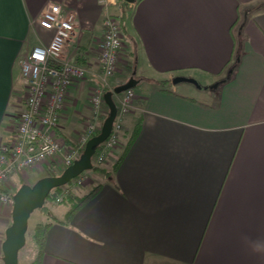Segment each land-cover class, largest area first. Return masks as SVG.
<instances>
[{
  "label": "crops",
  "instance_id": "crops-1",
  "mask_svg": "<svg viewBox=\"0 0 264 264\" xmlns=\"http://www.w3.org/2000/svg\"><path fill=\"white\" fill-rule=\"evenodd\" d=\"M52 2L86 26L79 47L64 49L88 67L60 113L65 140L90 115L93 39L107 14L124 15V46L104 91L116 105L124 90L114 88L131 80L137 98L114 153L76 195L95 193L70 215L67 200L30 214V235L49 226L27 264H264L243 239L264 238V0H0V144L22 108L19 59L51 38L39 19ZM47 171L39 163L12 186ZM10 223L11 208L0 207V264Z\"/></svg>",
  "mask_w": 264,
  "mask_h": 264
},
{
  "label": "built area",
  "instance_id": "built-area-1",
  "mask_svg": "<svg viewBox=\"0 0 264 264\" xmlns=\"http://www.w3.org/2000/svg\"><path fill=\"white\" fill-rule=\"evenodd\" d=\"M39 24L45 30L51 31L52 35L47 44L32 46L19 59L20 74L24 82L22 108L16 117L11 140L0 144L2 208H12L15 193L11 183L12 175L24 178L35 165L42 162L46 163L48 170L59 168L62 171L79 157L87 140L99 133L108 114V106L103 98L104 87L123 60L124 36L121 23L118 16L107 14L102 19L100 36L93 39L92 49L97 61L95 75L98 82L88 96L90 115L81 119L84 124L81 133L68 143L59 132L60 113L68 89L86 77L88 67L66 57L64 49L69 42L75 49L79 47L86 26L77 21L67 7L56 2L46 6ZM136 98L133 88L117 95V111L112 128L106 139L99 144L100 147L94 151L91 158L93 166L103 164L118 146L123 116ZM89 170L60 186L59 194L53 202L60 203L62 196L87 187L84 181Z\"/></svg>",
  "mask_w": 264,
  "mask_h": 264
},
{
  "label": "water",
  "instance_id": "water-1",
  "mask_svg": "<svg viewBox=\"0 0 264 264\" xmlns=\"http://www.w3.org/2000/svg\"><path fill=\"white\" fill-rule=\"evenodd\" d=\"M127 3H134L136 0H124ZM174 82H190L197 85V81L191 77L176 76ZM133 82L114 88L115 93L131 88ZM112 91L103 94L104 101L108 106V114L105 117L98 134L90 137L81 154L72 164L65 167L58 175H46L37 179L32 185H21L13 195L11 208V223L5 230V239L2 243L3 263L18 264V252L25 243V236L30 214L40 208L49 195L50 191L58 186H62L85 170L93 167L91 158L94 151L103 142L112 128V123L116 115V105L112 100Z\"/></svg>",
  "mask_w": 264,
  "mask_h": 264
},
{
  "label": "trees",
  "instance_id": "trees-1",
  "mask_svg": "<svg viewBox=\"0 0 264 264\" xmlns=\"http://www.w3.org/2000/svg\"><path fill=\"white\" fill-rule=\"evenodd\" d=\"M121 2L125 3V1H121ZM118 18H119L120 23L122 24L124 15L119 14ZM99 147L100 145H97L95 150H97ZM92 169L99 170V171L103 170V168H100L98 166H93ZM47 175H56V173L50 172ZM97 188L98 186H94L91 189H89L87 192L82 193L81 195H76V193L72 192V193L62 196L61 202L67 200L71 203L68 215H70L73 211H75L82 203L85 202L86 199L92 196L97 190ZM59 191H60V186L53 188L50 191L49 195L47 196L45 203L53 202L55 198L57 197V195L59 194ZM45 203L40 208H38V210L44 214L47 212V207ZM47 216L51 218V216L49 215ZM48 226H49L48 222H44V223L39 222V223H36V225L34 226L33 233L31 235V242H32L34 249H36V255H37L34 261H38V258L40 254L42 253L43 243H44L45 234H46V230ZM18 255H19V252H18Z\"/></svg>",
  "mask_w": 264,
  "mask_h": 264
},
{
  "label": "rangeland",
  "instance_id": "rangeland-1",
  "mask_svg": "<svg viewBox=\"0 0 264 264\" xmlns=\"http://www.w3.org/2000/svg\"><path fill=\"white\" fill-rule=\"evenodd\" d=\"M120 1H122V0H120ZM111 15H113V14H111ZM22 81H21V87H20V89H19V91L16 93V95L18 96V95H20V102H22V96H23V93H24V82H23V79H21ZM214 84V83H213ZM19 99V98H18ZM17 119V118H16ZM15 125H16V122L14 123V126H13V129L15 128ZM12 129V130H13ZM114 151L115 150H113L110 154H112V153H114ZM109 154V155H110ZM108 155V156H109ZM106 162H107V159L104 161V163L103 164H101V165H96V166H98V167H100V168H104V165L106 164ZM59 167V166H58ZM57 167V168H58ZM59 169V168H58ZM58 169H55L54 171H52V170H48L47 171V173L46 174H49L50 172H56V175H58V174H60V172H61V170H59L58 171ZM100 172L99 170H93V169H90L87 173V179L84 181L85 183H87V185L91 182V180H92V176H91V174L93 173V172ZM26 178H27V176H26ZM24 180V179H23ZM88 187V186H87ZM87 187H84V188H82L81 189V191H84L85 189H88ZM81 191H79V192H81ZM74 193H76V192H74ZM2 208V207H1ZM35 211H37V212H40L38 209L37 210H35ZM33 254V245H32V242H31V235H30V233L29 232H27L26 231V236H25V243H24V245H23V247L19 250V258H20V263L19 264H27L28 263V261L31 259V255Z\"/></svg>",
  "mask_w": 264,
  "mask_h": 264
},
{
  "label": "clouds",
  "instance_id": "clouds-1",
  "mask_svg": "<svg viewBox=\"0 0 264 264\" xmlns=\"http://www.w3.org/2000/svg\"><path fill=\"white\" fill-rule=\"evenodd\" d=\"M243 239L253 254L264 256V238L253 240L250 236H244Z\"/></svg>",
  "mask_w": 264,
  "mask_h": 264
}]
</instances>
